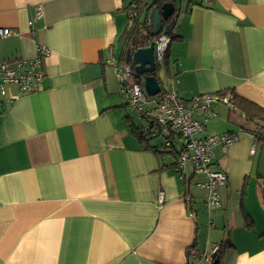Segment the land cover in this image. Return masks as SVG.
<instances>
[{"label": "crops", "instance_id": "obj_1", "mask_svg": "<svg viewBox=\"0 0 264 264\" xmlns=\"http://www.w3.org/2000/svg\"><path fill=\"white\" fill-rule=\"evenodd\" d=\"M133 3L0 0V28L11 31L0 63L51 51L35 93L0 94V264H215L216 246L221 264H264V127L214 104L202 136L238 141L216 149L228 182L209 211L205 177L188 169L180 180L166 134L148 136L123 94L114 64L126 62ZM174 3L162 87L264 110V0Z\"/></svg>", "mask_w": 264, "mask_h": 264}, {"label": "built area", "instance_id": "obj_2", "mask_svg": "<svg viewBox=\"0 0 264 264\" xmlns=\"http://www.w3.org/2000/svg\"><path fill=\"white\" fill-rule=\"evenodd\" d=\"M42 14H38L41 18ZM176 17V16H175ZM172 22L169 34H161L154 41L155 60L158 72L166 73L165 62L170 45L177 35L178 17ZM33 22L29 23L32 27ZM32 34L34 31H31ZM11 36L10 29L0 28V39ZM51 54L49 48L38 46L37 58L34 60L10 59L0 63V94L14 102L24 96L33 94L45 80L41 71L42 60ZM116 62V61H115ZM117 76L122 84V91L128 106L136 109L140 117L146 120L145 130L150 137L166 134L162 151L178 155L175 169L180 180H186L187 170L191 169L194 176L202 175L205 181L198 186L206 191V207L209 211L219 210L222 207L219 190L228 182L226 172L218 167L216 162V149L224 151L238 141L235 133L224 132L219 135L202 136L206 130V121L214 116L213 106L222 103L235 109L231 98L219 95L200 96L186 101L181 99L176 90L168 84L161 88L157 96H148L144 85L135 78V68L127 62L114 64ZM162 86V85H161ZM12 87L17 88V93L9 95ZM196 115L204 119L198 120ZM179 149V150H177ZM252 154L255 153L253 149ZM179 153V154H176ZM190 203V201H188ZM219 247L211 252L214 257ZM200 254L197 255L199 257Z\"/></svg>", "mask_w": 264, "mask_h": 264}, {"label": "trees", "instance_id": "obj_3", "mask_svg": "<svg viewBox=\"0 0 264 264\" xmlns=\"http://www.w3.org/2000/svg\"><path fill=\"white\" fill-rule=\"evenodd\" d=\"M149 1L150 0H143V1L134 0V3L129 10L130 17L132 20V26L129 32H127V35L125 36L126 43H125L124 59L127 63L132 64L134 68H135V65L133 64V58H132L133 53L140 48L148 47L150 42L155 40L154 37H151L149 35V31L151 30V25L149 21V13L151 12L152 8L154 7L161 8L167 2H172L175 5L174 0H153L151 3ZM175 16H177V12ZM142 17H143V20H142ZM174 17H172L168 22L164 23L165 26L170 23L172 24ZM174 40H176V38ZM153 75L158 77V71ZM147 76L149 75L147 74L143 77L135 75V78L137 79V81L142 83V81ZM219 94H227V92L219 93ZM230 94H233V92L231 91ZM231 99L235 105V108L240 109L245 114L246 117H250L253 121L257 120V122L262 127H264V110L263 109L253 104L237 100L236 97H231ZM219 253H220V249L218 253L215 255V258H214L215 264H221L216 261L217 257L219 256Z\"/></svg>", "mask_w": 264, "mask_h": 264}, {"label": "water", "instance_id": "obj_4", "mask_svg": "<svg viewBox=\"0 0 264 264\" xmlns=\"http://www.w3.org/2000/svg\"><path fill=\"white\" fill-rule=\"evenodd\" d=\"M176 14V7L172 2L165 3L161 8L154 7L149 13V21L151 25V30L149 35L151 37H158L161 34H169L172 24L164 25ZM155 43L150 42L148 47L140 48L136 50L133 55V64L135 65V73L138 76H145L144 89L148 96H157L161 92V81L159 76L156 77L155 74L158 71V66L155 60L154 54ZM158 75L159 72H158Z\"/></svg>", "mask_w": 264, "mask_h": 264}]
</instances>
